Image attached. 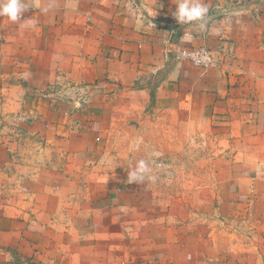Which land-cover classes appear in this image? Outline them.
<instances>
[{
  "label": "crops",
  "instance_id": "crops-1",
  "mask_svg": "<svg viewBox=\"0 0 264 264\" xmlns=\"http://www.w3.org/2000/svg\"><path fill=\"white\" fill-rule=\"evenodd\" d=\"M23 3L26 25L0 17V60L37 95L51 162L0 212V264H264V0H204L203 30L176 0ZM203 46L209 69L182 54ZM199 131L230 177L198 218L164 212L163 183L128 173L170 169Z\"/></svg>",
  "mask_w": 264,
  "mask_h": 264
},
{
  "label": "rangeland",
  "instance_id": "rangeland-1",
  "mask_svg": "<svg viewBox=\"0 0 264 264\" xmlns=\"http://www.w3.org/2000/svg\"><path fill=\"white\" fill-rule=\"evenodd\" d=\"M2 63L1 59L0 212H5L6 208H12V197H18L24 191L26 175H37V172L48 168L51 159L47 153L46 134L41 128L34 127V118L29 117L37 95L25 94L12 85V79L3 72ZM214 138L212 132L205 138L199 131L196 140L187 147L183 140L180 152L170 161V169L167 168L169 160H164L166 166L160 169L165 173L157 171L158 167L148 159L151 168L157 172L151 171L156 177L154 183H163L162 196L173 199L172 206H161L164 212L169 209L177 215L193 212L198 218L209 208L207 201L222 193L221 187L230 177V159L228 151ZM156 162L159 163V159Z\"/></svg>",
  "mask_w": 264,
  "mask_h": 264
},
{
  "label": "clouds",
  "instance_id": "clouds-1",
  "mask_svg": "<svg viewBox=\"0 0 264 264\" xmlns=\"http://www.w3.org/2000/svg\"><path fill=\"white\" fill-rule=\"evenodd\" d=\"M175 5L176 8L173 15L179 24H196L201 30L206 27L205 20L209 9L206 3H204V0H176ZM26 10L27 8L23 3V0H0V17H6L13 23L20 22L21 17ZM44 11H47V9ZM29 20L30 19L20 23L26 25ZM32 23L35 25V21ZM204 59H207V57H193V60L196 63H200ZM136 147H138V144ZM128 179L137 183H143L145 180H151L154 182L156 177L151 174V162L144 159L136 162L128 173Z\"/></svg>",
  "mask_w": 264,
  "mask_h": 264
},
{
  "label": "built area",
  "instance_id": "built-area-1",
  "mask_svg": "<svg viewBox=\"0 0 264 264\" xmlns=\"http://www.w3.org/2000/svg\"><path fill=\"white\" fill-rule=\"evenodd\" d=\"M184 57H186L187 59H189V61L191 62V64L197 68H201V69H209L211 67L214 66L215 61H214V57L212 55V52L210 51V49L207 46H203L200 47L198 49H192L190 51L184 52L182 53ZM197 56V57H204L206 56L207 59L202 60L200 63H196L193 60V57ZM152 163L157 166L158 168H162L163 164L162 163H157L156 161H152Z\"/></svg>",
  "mask_w": 264,
  "mask_h": 264
}]
</instances>
